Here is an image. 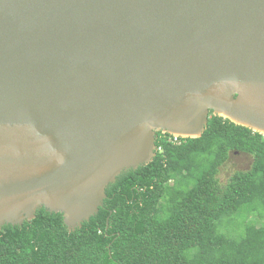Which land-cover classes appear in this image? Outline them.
Instances as JSON below:
<instances>
[{
    "label": "water",
    "instance_id": "water-1",
    "mask_svg": "<svg viewBox=\"0 0 264 264\" xmlns=\"http://www.w3.org/2000/svg\"><path fill=\"white\" fill-rule=\"evenodd\" d=\"M211 111L264 135V0H0V227L81 228Z\"/></svg>",
    "mask_w": 264,
    "mask_h": 264
},
{
    "label": "trees",
    "instance_id": "trees-1",
    "mask_svg": "<svg viewBox=\"0 0 264 264\" xmlns=\"http://www.w3.org/2000/svg\"><path fill=\"white\" fill-rule=\"evenodd\" d=\"M172 136L156 133L155 159L110 183L81 228L45 207L0 227V264H264V223L250 218L264 217V135L211 111L201 137ZM232 152L253 163L221 185Z\"/></svg>",
    "mask_w": 264,
    "mask_h": 264
},
{
    "label": "rangeland",
    "instance_id": "rangeland-1",
    "mask_svg": "<svg viewBox=\"0 0 264 264\" xmlns=\"http://www.w3.org/2000/svg\"><path fill=\"white\" fill-rule=\"evenodd\" d=\"M253 163V156L246 153L241 152H232L230 154L229 159L224 163V165L220 168L218 178L221 185H225L228 183L230 178L234 175V173L238 171H246L250 169ZM251 219H258L259 224L264 223V217L258 218L257 216H251ZM241 221L240 218L235 220V224H238Z\"/></svg>",
    "mask_w": 264,
    "mask_h": 264
},
{
    "label": "built area",
    "instance_id": "built-area-1",
    "mask_svg": "<svg viewBox=\"0 0 264 264\" xmlns=\"http://www.w3.org/2000/svg\"><path fill=\"white\" fill-rule=\"evenodd\" d=\"M183 138L184 137L173 135L172 137L169 138V141L180 144ZM161 149H162L161 147L159 148L157 147V150H161Z\"/></svg>",
    "mask_w": 264,
    "mask_h": 264
}]
</instances>
